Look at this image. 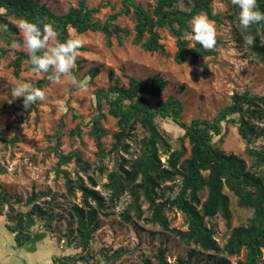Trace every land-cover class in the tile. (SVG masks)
<instances>
[{"label":"trees","instance_id":"1","mask_svg":"<svg viewBox=\"0 0 264 264\" xmlns=\"http://www.w3.org/2000/svg\"><path fill=\"white\" fill-rule=\"evenodd\" d=\"M212 1L156 0L154 7L149 8L136 0H122L123 6L118 12L100 21L95 15L107 3L91 7L88 0H78L77 5L66 12L56 13L41 0H0V61L9 52L6 45L23 43L16 24L10 20L13 17L41 22V27L43 24L53 25L58 41L71 37V31L79 34L92 31L103 33L108 46L113 45L112 38L119 46H124L127 37L133 34L135 45L147 52L170 57L160 32L167 29L176 40L174 60L183 64L189 56L191 63L197 64L204 57H215L221 43L217 40L214 47L207 50L192 40L190 22L193 16L204 13L208 19L223 23L226 15L215 12ZM258 4L264 11V0H258ZM232 14L238 21V9L234 6ZM122 15L133 17V31L117 23ZM249 36L253 43L248 49L264 61V22L252 25L246 31L239 27L236 37L239 44L246 43ZM25 62H28L25 69H34L27 52L18 51L11 62L15 76L20 75ZM82 62L83 59L77 57L71 76L87 80L90 85L101 69L95 66L81 75ZM203 69L205 74L209 73L207 65L204 64ZM47 75L43 73L33 83L34 87L44 90L49 86L51 82ZM108 77V87L95 91L96 114L88 124L90 130L87 133L97 146L98 156L105 157L108 153L103 141L106 130L101 122L105 107L117 120L118 127L109 152L128 153L131 144L127 140L132 139L134 132L141 127L144 136L140 139L139 154L133 158L120 154L116 168L107 174L105 186L110 191L107 197L96 188L97 182L92 176H88L90 184H87L82 176L72 179L68 171L60 167L74 160L82 171L91 170V164L84 160L80 150L68 153L60 150L58 135L52 148L58 157L57 172L65 178L69 194L81 193V202L66 209L68 218L63 230L60 224L63 216L59 210L65 208L58 200V194L51 190H33L24 199L0 191V216L6 219L5 226L13 234L16 246L23 247L40 235L35 228L39 226L43 234L49 233L59 243L75 250L53 255V264H88L94 259L91 245L94 234L101 227L100 215L106 214L107 209L115 207L125 194H129L131 202L123 212L126 221H131L132 212L142 218L145 213L143 205L148 204L151 215L145 219L149 223L159 224L187 245L213 252L206 253L204 264H231L230 257L239 256L243 250H246L245 257L238 264H264V144H256L259 138H264V95L250 90L236 92L231 103L223 106L213 118H193L187 123L183 121L184 105L179 98L170 95L165 100L159 99L168 85L160 73L149 81L129 75L128 85L121 84L120 77L113 70L109 71ZM148 96L157 100L155 105ZM37 103L27 108L28 113L38 111ZM161 120L171 121L182 131L176 147L171 144V136L161 128ZM227 122L237 126L250 165L243 157L227 153L215 145L216 137L222 140ZM19 132L20 129L8 140L0 130V140L7 146L13 145L19 140ZM71 133L81 136V127L78 125ZM225 189L235 195L239 206L250 208L253 213L247 224L232 228L226 244L221 247L215 238V229L208 226L206 220L221 215L227 225H231V197ZM203 191L207 192L205 199H202ZM15 203H24L29 208L19 211ZM176 210L185 215L187 229L170 228V216L175 217ZM166 252L165 248H159L157 264H171ZM195 252L191 251L188 258H179L176 264H196ZM99 253L108 264H115L122 255L121 251L109 255L105 248ZM143 264L154 263L145 259Z\"/></svg>","mask_w":264,"mask_h":264},{"label":"rangeland","instance_id":"2","mask_svg":"<svg viewBox=\"0 0 264 264\" xmlns=\"http://www.w3.org/2000/svg\"><path fill=\"white\" fill-rule=\"evenodd\" d=\"M56 13H64L70 7L76 6L78 0H41ZM144 6L153 8L156 0H136ZM100 3H107L95 15L100 21H104L110 14L118 12L122 6V0H88L91 7ZM215 12L226 15L223 23L210 22L216 29V41L220 40L218 54L204 57L199 63L193 64L190 57L183 64L174 60L177 49L176 40L167 29H161L162 41L171 53L170 57L161 56L158 53H150L135 45L132 40L134 35L127 37L124 46H119L115 38L113 45L108 46L105 35L101 32L88 31L82 34L71 31V37L79 36L83 41V49H79L78 58L83 59L81 75L92 67H100V73L94 82L88 85L86 90H80L72 83L71 75L62 77L59 82L45 87L46 97L38 101V111L28 113L23 104V98H15L11 95V88L16 83H34L43 76L34 69H24L19 76H15L11 62L18 51H26L23 43L6 45L9 52L0 61V130L5 139H11L19 132V140L13 145L7 146L0 140V191L13 194L16 197L27 198L33 190H51L58 194L63 210L60 222L64 230L68 213L66 209L70 205L81 202V193L69 194L62 173L57 172L58 157L52 151L56 138L60 135V150L68 153L78 149L84 160L91 164V170L84 172L72 160L60 167L70 174L72 179L82 176L87 184L88 176L95 178L96 188L105 196L110 191L105 186L108 182L107 174L116 168L120 154L133 158L139 154L140 139L144 131L138 127L132 139L127 140L131 144L129 152H109L114 143V134L117 132V120L107 112L101 120L106 130L104 145L107 150L105 157L97 154V146L92 137L88 135L91 119L96 114L95 91L99 88H107L109 85L108 73L113 70L120 77L123 85H128V76L133 75L143 81H149L153 75L160 73L168 85L160 96L165 100L174 95L184 105L183 121L189 123L193 118H213L219 110L231 103L232 96L236 92L250 90L253 93L264 95V61L258 59L248 49V44H239L236 37L239 34V24L236 15H233L231 0H213ZM205 15L206 14H201ZM17 24L20 20L10 17ZM117 23L134 30L135 21L132 16L122 15ZM22 36V34H21ZM23 38V37H22ZM57 40V39H56ZM52 42L50 41V44ZM193 45V43L191 44ZM207 65L209 73L205 74L203 65ZM75 66V65H74ZM152 105L156 99L149 97ZM63 122V123H62ZM63 124L62 127L60 126ZM81 127L82 135H72V130ZM161 128L171 136V144L177 146V138L182 131L171 121H160ZM225 134L220 140L214 139L215 145L227 153H234L243 157L248 165L250 160L245 152V142L238 132L237 126L232 122L224 124ZM257 145L264 144V138H259ZM231 197L232 218L228 226L226 220L217 215L208 218L206 223L215 229V238L221 247L226 244L232 228L245 225L252 216V209L241 207L237 203L235 195L225 189ZM206 191L202 193L205 199ZM131 202V196L125 194L115 207L106 210V214L100 215L101 227L94 234L91 245V254L94 259L88 264H108L99 253L102 248L108 250L111 255L115 251H121L122 255L115 264H143L145 259H150L157 264L159 248L166 249L167 260L176 264L179 258H188L191 251L196 264H204L206 253L200 247L187 245L179 238L173 236L169 230H163L157 223H149L145 218L151 215L148 204H144L145 213L142 218H137L132 212L131 221H126L123 212ZM19 211H27L24 203H15ZM170 228L187 229L188 224L185 215L176 210V216H170ZM6 219L0 216V264H53L52 256L55 254L73 253L72 247L58 242L49 233L43 234L39 226L36 230L40 235L33 238L23 247H17L13 234L5 226ZM246 250L239 256H232L231 264H238L243 260ZM225 255V253H222ZM196 256V257H195Z\"/></svg>","mask_w":264,"mask_h":264},{"label":"clouds","instance_id":"3","mask_svg":"<svg viewBox=\"0 0 264 264\" xmlns=\"http://www.w3.org/2000/svg\"><path fill=\"white\" fill-rule=\"evenodd\" d=\"M231 4L238 9L239 27L242 30L246 31L250 26L264 22V11L260 10L258 0H231ZM16 27L22 34L24 49L37 73H47L48 81L53 83L72 74L79 49L83 46L79 36L58 41L53 25L43 24L41 27V22L28 19H21ZM190 27L192 40L207 50L214 47L216 29L207 16H193ZM245 42L251 45L253 38L249 36ZM72 83L80 90H86L88 87L87 80L84 79L73 77ZM11 95L15 98L22 97L26 108L43 101L46 97L43 89L34 87L30 82L16 83L11 88Z\"/></svg>","mask_w":264,"mask_h":264}]
</instances>
